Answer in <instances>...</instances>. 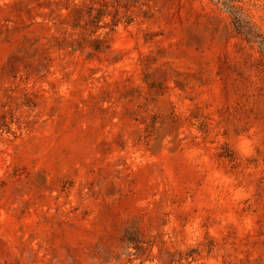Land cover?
I'll return each instance as SVG.
<instances>
[{
    "label": "rangeland",
    "instance_id": "rangeland-1",
    "mask_svg": "<svg viewBox=\"0 0 264 264\" xmlns=\"http://www.w3.org/2000/svg\"><path fill=\"white\" fill-rule=\"evenodd\" d=\"M0 264H264V0H0Z\"/></svg>",
    "mask_w": 264,
    "mask_h": 264
}]
</instances>
